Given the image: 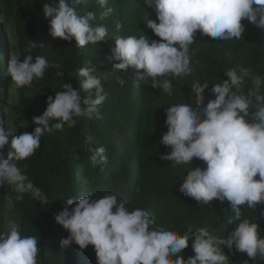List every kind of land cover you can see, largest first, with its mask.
Returning a JSON list of instances; mask_svg holds the SVG:
<instances>
[{
  "label": "clouds",
  "instance_id": "1",
  "mask_svg": "<svg viewBox=\"0 0 264 264\" xmlns=\"http://www.w3.org/2000/svg\"><path fill=\"white\" fill-rule=\"evenodd\" d=\"M86 3L87 0H79ZM104 11L100 19L108 17L112 8L105 7L108 0H98ZM144 4L155 10L158 23L147 21V27L160 40H149L144 35L115 38L112 59L119 61L113 70L126 72L130 67L137 70L135 82L150 83L153 89H162L172 95L169 77L190 75L191 57L189 46L194 43L195 34L219 38L221 41L240 39L244 33L242 20H248L264 30V0H144ZM43 13L49 19L53 38L75 41L84 48L106 40L108 29L103 25L93 26L94 12L78 15L68 0H48L42 5ZM120 25H117L119 28ZM32 42L30 48H35ZM49 67L46 58L31 54L21 59L10 55L8 74L17 87L31 86L34 79L43 78ZM96 68L82 67L78 76L82 78L80 89L87 92L81 98L80 92L71 84H64L55 97L49 96L47 108L39 117L31 133H17V127H8L0 122V186H14L20 200L23 194L47 203L46 195L28 179L17 163L31 157L40 147L45 132L62 130L64 123L75 126V118L96 115L100 117V106L108 98L101 79L93 73ZM251 69L240 67L224 72L228 78L212 85L213 99L205 105V91L208 83L194 82L191 94L195 95V106L190 103L175 104L166 109L165 127L160 143L171 149L161 160L174 165L192 164L194 158L206 167L187 171L179 191L193 198L199 204L209 205L213 200L230 203L234 214L229 224L234 230L227 239L210 234L207 228L193 230L189 227L182 234L156 224L151 213L144 209L129 211L126 200H118L115 194L101 198L92 195L69 197L65 208L56 217V223L69 235L60 241L61 248L72 244L80 250L93 246L97 264H228L229 251L235 248L255 261L264 259V237L257 223L242 218L241 206L255 210L264 204V95L260 87L264 79L252 77L255 89L247 95L237 94ZM57 72V76H61ZM119 83L126 81L120 78ZM236 89L237 91H233ZM257 110L249 111L253 99ZM250 117L251 119H247ZM50 121H58L50 124ZM19 127H24L21 123ZM89 137V159L101 170L108 159L104 147H92ZM7 147V152L4 149ZM259 176V179H255ZM264 214V213H262ZM191 247L194 256L184 259L182 251ZM35 236L21 235L20 226L11 223L6 230H0V264H37L39 249ZM248 264V260H244Z\"/></svg>",
  "mask_w": 264,
  "mask_h": 264
},
{
  "label": "trees",
  "instance_id": "2",
  "mask_svg": "<svg viewBox=\"0 0 264 264\" xmlns=\"http://www.w3.org/2000/svg\"><path fill=\"white\" fill-rule=\"evenodd\" d=\"M46 2L48 0H0V122L3 112H7L9 123L17 127L18 134L33 132V118L44 113L48 97L54 99L64 84H71L74 90L80 92L81 98H85L88 93L80 89L82 78L78 76V70L82 67L97 70L100 63L107 59V46V70L110 75L106 85L108 98L100 106L101 118L95 114L77 117L75 126L64 123L62 130L45 132L40 147L31 157L14 161L46 195L47 203L33 199L30 194H23L22 199L8 206L6 226L17 223L22 236H35L39 240L37 264H80V249L77 245L61 248L60 241L69 233L56 223L55 217L65 208L70 210L75 206L65 203L69 197L78 200L79 192H83L93 198L115 194L118 200L127 201L129 211L138 208L147 210L157 225L180 234L189 227L193 230L207 228L210 234L227 239L235 227L228 223L234 215L230 203L227 200L223 203L213 200L209 205L199 204L179 191L187 171L192 167L204 168L205 163L194 158L192 164L174 165L160 159L171 151L160 143L162 135L167 132L164 126L165 112L175 104L190 103L195 106V95L191 94L194 82L209 84L205 91L206 105L208 100L214 98L212 85L228 79L224 72L233 68L238 72L240 67L251 69L239 90L233 91L247 95L254 90L252 77L259 75L264 79V30L245 19L242 20L244 33L240 39L221 41L219 38L201 36L197 32L196 41L189 46L192 72L190 75L169 77L172 95H168L162 89L151 88V81L148 85L135 82L137 70L134 68L130 67L126 72L113 70V65L119 63L111 58L115 38H139L144 35L149 40H160L147 27V21L158 23V20L155 10L146 6L144 0H108L105 7L112 8V12L103 20L96 11L98 7L101 11L105 10L98 0H87L83 4L79 0H68L78 15L87 12L96 14V19L90 22L93 26L103 25L108 29L106 40L84 48L78 47L74 40L63 41L49 34L50 21L42 9ZM117 25L120 27L117 28ZM5 31L14 41L15 55L21 59L28 54L33 58L42 56L48 62L49 67L43 78L34 79L31 86L9 84ZM32 42L37 44L35 48H30ZM57 72L62 75L57 76ZM93 74L98 77L97 71ZM120 78L126 81L124 85L119 83ZM12 93L15 103L3 105ZM259 94L264 95V84ZM252 99L250 113L257 110V102L254 97ZM132 103L135 105L134 110ZM57 122L50 121V124ZM21 123H24V127H19ZM89 137L94 138L92 147L102 146L106 150L108 163L103 170L98 165L94 166L89 159ZM113 137L118 140L117 148ZM81 165L82 168H79ZM255 179H259V176ZM241 211L242 218L258 224L260 234L264 237V204L257 205L255 210L246 205L241 206ZM0 230H6L1 220ZM191 243L190 240L189 247L181 253L185 260L195 255ZM92 250L91 245L85 249L90 253ZM223 251L229 257L228 264H244V260H248V264H264V259L257 257L253 261L234 247L229 251L225 246Z\"/></svg>",
  "mask_w": 264,
  "mask_h": 264
},
{
  "label": "rangeland",
  "instance_id": "3",
  "mask_svg": "<svg viewBox=\"0 0 264 264\" xmlns=\"http://www.w3.org/2000/svg\"><path fill=\"white\" fill-rule=\"evenodd\" d=\"M99 7L97 8V13L98 15H100V13L102 12ZM4 37L5 38V44H6V47H7V57L8 59L10 60V55L13 54L15 55L16 53V50L14 48V41L10 39V35L8 34L7 31L4 32ZM108 46L106 47V53H105V57H107V59L105 58L102 63H100V66L97 68V72H98V78L101 79V81L103 80V83H102V87L104 88V91L105 93L107 94V90H106V85H107V80L109 79V73H108V64H109V60H108ZM102 52V51H101ZM108 73V75H107ZM106 75V79L104 78V76ZM101 77V78H100ZM10 83L9 84H13V81L10 77ZM131 91H132V88H131ZM107 97H108V94H107ZM15 103V95L14 93L10 94L9 96V99L7 98L4 102H3V105L5 106H10V105H13ZM134 103H132V109L134 110V107L135 105H133ZM100 114H102V112H100ZM1 122H4L5 125L7 123V126L8 127H12L9 123V115L7 112H3V115H2V121ZM114 134H116V132H114ZM113 141H114V144L116 145V148L118 147V140L116 137H113L112 138ZM7 147L4 149L5 153L7 152ZM118 153V151H116V154ZM85 165H88V164H85ZM84 165V166H85ZM132 165H133V162H132ZM83 165H81V167L79 168H82ZM108 169V167L106 168ZM86 170V169H85ZM102 183V182H101ZM104 184V183H103ZM129 184H131V182L129 181ZM18 195L17 193L14 192V186L12 185H3V186H0V220L2 222V225H3V228L4 229H7V226L5 224V222L7 221V216H8V206L12 205L13 203H15L17 201V199H15V196ZM80 196H84L83 192H79L78 194V198H80ZM79 261H80V264H96L95 263V260H96V255H95V251H94V248L92 250V252H86L85 249L84 250H80L79 252Z\"/></svg>",
  "mask_w": 264,
  "mask_h": 264
}]
</instances>
